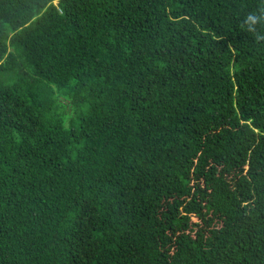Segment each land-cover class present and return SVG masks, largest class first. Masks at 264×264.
I'll list each match as a JSON object with an SVG mask.
<instances>
[{
  "label": "trees",
  "instance_id": "1",
  "mask_svg": "<svg viewBox=\"0 0 264 264\" xmlns=\"http://www.w3.org/2000/svg\"><path fill=\"white\" fill-rule=\"evenodd\" d=\"M0 264H264V0H0Z\"/></svg>",
  "mask_w": 264,
  "mask_h": 264
}]
</instances>
